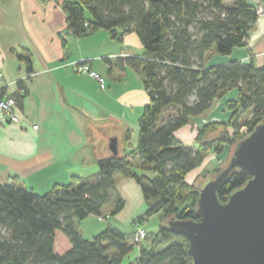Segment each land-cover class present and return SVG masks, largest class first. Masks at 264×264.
<instances>
[{"label": "trees", "instance_id": "trees-1", "mask_svg": "<svg viewBox=\"0 0 264 264\" xmlns=\"http://www.w3.org/2000/svg\"><path fill=\"white\" fill-rule=\"evenodd\" d=\"M62 6L67 27L75 36L101 28L113 36L118 35V28H133L139 35L143 55L127 58L144 74L149 96L139 119V143L123 155L98 159L99 171L94 176L74 175L68 184H56L43 194L14 182L0 183V264H124L135 246L131 237L136 224H142L143 219L134 222L131 233L112 224L92 239L86 238L77 225L90 215L101 216L113 201L111 214L124 207V198L116 192L118 173L134 177L140 184L147 216L161 214L158 233L150 239L147 232L144 239L150 242H141L139 256L129 264H193L189 239L171 231L168 221L198 219L200 183L224 167L200 183L189 181L188 176L212 148L221 149L216 142L225 140L228 132L217 140L207 139L218 122L206 123L191 146L177 136V131L209 112L233 88H238V96L226 105L233 111L230 124L237 131L245 113L251 114L246 121L248 133L264 118V62L258 64L251 57L207 64L215 52L230 55L235 47L247 45L259 16L255 3L64 0ZM19 58L26 61L31 72L32 54L27 51ZM18 87L12 96L22 106L28 88L23 79ZM5 93L3 87L0 98ZM243 137L237 134L234 144ZM250 177L233 172L218 190L219 197L226 200Z\"/></svg>", "mask_w": 264, "mask_h": 264}, {"label": "crops", "instance_id": "crops-1", "mask_svg": "<svg viewBox=\"0 0 264 264\" xmlns=\"http://www.w3.org/2000/svg\"><path fill=\"white\" fill-rule=\"evenodd\" d=\"M63 1L0 0V71L5 96L19 91L20 79L28 88L23 105L17 103L15 109L20 121H11L0 111V183L14 182L41 194L56 184H68L74 175L98 173V159L112 154L103 137L95 143L92 123L139 122L149 100L144 74L127 62L144 53L137 32L118 28V35L113 36L101 28L75 36L67 27ZM260 1L264 6V0ZM27 51L32 54L31 72L19 58ZM251 57L258 64L264 62V14L250 30L247 45L235 47L230 55L215 52L207 64ZM83 58L105 78V90L89 74L74 71L71 62ZM230 91L237 94L238 88ZM229 94L199 124L226 121V101L234 95ZM190 130L189 123L177 136L183 141L190 140L186 134L195 138L197 132ZM128 150L124 146L125 153Z\"/></svg>", "mask_w": 264, "mask_h": 264}, {"label": "water", "instance_id": "water-1", "mask_svg": "<svg viewBox=\"0 0 264 264\" xmlns=\"http://www.w3.org/2000/svg\"><path fill=\"white\" fill-rule=\"evenodd\" d=\"M109 149L119 154L117 137L110 138ZM235 171L251 177L222 200L218 190ZM199 191L197 220L168 221L171 231L189 239L193 264H264V118L232 146L224 168L202 180Z\"/></svg>", "mask_w": 264, "mask_h": 264}, {"label": "rangeland", "instance_id": "rangeland-1", "mask_svg": "<svg viewBox=\"0 0 264 264\" xmlns=\"http://www.w3.org/2000/svg\"><path fill=\"white\" fill-rule=\"evenodd\" d=\"M231 2H227V4H230ZM209 61V60H208ZM230 94H236L237 91H229ZM228 92V93H229ZM232 99H235L238 96V93L234 96ZM224 99H219L213 108L204 114L203 116H200L199 118H194L191 123L190 127L192 130L195 131V133L198 132L204 127L206 123L209 122H218V126H216L213 130L208 132L206 135L207 139H216L221 138L225 132H228V135H226L225 140L221 139V141H218L217 144L221 147L220 150H215L212 148L206 158L204 159L203 163L194 169L188 176L189 181L197 183V180L199 177L205 178L206 175L215 174L218 172L221 168H223L231 154L232 146L236 140V135L245 136L248 133V124H246V121H248L251 118L250 113H245L242 117L240 122L243 123L241 128L237 131L231 124L230 119L232 117L233 111L225 106V110L229 111L228 118H226V121L223 120H208L206 123L199 124L198 120L201 119V122L206 119V116L209 115L214 109H218L221 107ZM231 100V99H230ZM228 101V100H227ZM226 101V104H227ZM216 109V110H217ZM202 117V118H201ZM204 119V120H203ZM189 128V126H187ZM92 131L95 135V143L100 142L99 137H103L104 141L106 143H109L110 138L117 137L120 142V149L119 153L121 152V155L125 154L124 146L131 148H136L139 143V122L130 123L128 121H124L121 123V120H112L107 122L97 121L95 120L92 123ZM196 134V135H197ZM102 135V136H100ZM119 136V137H118ZM185 136H188L190 140L185 141L189 145L194 144V136L193 134L189 137L188 134ZM233 140V143H232ZM215 143V145H216ZM121 150V151H120ZM111 152V151H110ZM112 154V152H111ZM135 162H138V158H136ZM136 165V164H135ZM134 169L139 172L140 169L136 166ZM89 175L91 174L88 173ZM88 175V176H89ZM94 176L92 174L89 177ZM154 176V173H153ZM116 192L119 193L125 200L124 207L117 213L111 214V210L114 206V201L110 204L106 205L103 211V214L101 216L98 215H90L87 218L80 220L77 222L78 228L83 231V234L86 238L92 239L95 235L102 232L105 228L108 227V225L115 224L114 226L118 227L120 230L124 231L125 233H131L134 228L135 224L134 222L138 219H143L142 224L146 231L149 234L150 239L153 238L160 229L161 224V214L155 213L151 216L146 215V210L148 208L147 202L144 198L142 188L140 184L136 181L134 177L126 176L121 173H118L116 175ZM150 241L144 239L142 243L148 244ZM142 243L140 245H135L134 249L124 258V264H129L130 262L135 261V259L139 256L140 248H142ZM140 246V248H139Z\"/></svg>", "mask_w": 264, "mask_h": 264}, {"label": "built area", "instance_id": "built-area-1", "mask_svg": "<svg viewBox=\"0 0 264 264\" xmlns=\"http://www.w3.org/2000/svg\"><path fill=\"white\" fill-rule=\"evenodd\" d=\"M255 6L257 7V13L259 15L264 14V6L260 0H257L255 2ZM70 32L72 33L71 30ZM71 65L74 71L78 73L89 74L91 77L95 78L101 84L104 90L106 89V87L104 86L105 78L99 72L93 69L90 60L83 58L78 61L71 62ZM2 78H3V74L0 71V90L4 87L3 84L1 83ZM16 106H17V101L14 96L7 95L0 98V111H2L4 115H6L11 121L18 122L20 121V117L15 112ZM146 236H147V231L144 228V226L140 223H137L135 232L131 237V243H133L134 245H140L142 240Z\"/></svg>", "mask_w": 264, "mask_h": 264}]
</instances>
